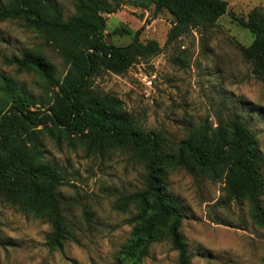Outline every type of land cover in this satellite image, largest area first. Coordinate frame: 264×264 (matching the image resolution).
I'll return each instance as SVG.
<instances>
[{"label":"rangeland","instance_id":"rangeland-1","mask_svg":"<svg viewBox=\"0 0 264 264\" xmlns=\"http://www.w3.org/2000/svg\"><path fill=\"white\" fill-rule=\"evenodd\" d=\"M65 17L74 13L70 0H50ZM227 13L210 27L192 28L169 42L172 17L167 10L154 16L153 8H135L129 0L105 14V41L115 46L131 42L139 32L142 42L155 40L161 51L121 74L102 72L93 81L100 93L122 102L134 122L148 131H160L169 147L203 123L243 120L256 135L264 154V83L243 59L238 44L249 45L252 33L237 21L259 9L264 0H224ZM6 0H0L4 5ZM122 29L123 32H117ZM35 51L63 76L67 66L53 48L28 29L21 19L0 22V76L45 102L38 76L17 71L10 62L24 51ZM40 107V105H37ZM72 140L44 134L42 159L62 171L59 186L64 214L79 244L67 242L60 250L45 246L49 222L0 202V264H117L116 255L131 236L134 212L115 208L123 194L142 190L146 172L125 149L89 154L74 135ZM261 175L264 178V164ZM168 191L184 209L181 233L193 264H264V226L256 223L248 201L223 204V184L209 177L171 170ZM264 209V194L260 198ZM178 253L168 240L151 244L138 264H176ZM129 264V263H128Z\"/></svg>","mask_w":264,"mask_h":264},{"label":"trees","instance_id":"trees-1","mask_svg":"<svg viewBox=\"0 0 264 264\" xmlns=\"http://www.w3.org/2000/svg\"><path fill=\"white\" fill-rule=\"evenodd\" d=\"M74 13L65 17L50 0H6L0 5V22L21 19L41 37L67 66L63 76L35 51H24L10 62L17 71L38 76L46 93L36 102L18 88L10 77L0 76V202L49 222L45 246L60 250L67 242L79 244L69 225L58 188L64 176L55 165L44 162V134L59 138L71 135L89 154L125 149L143 165L144 188L123 194L115 208L133 207L131 236L116 255L117 264H138L151 244L168 240L177 251L176 264H193L181 233L184 209L169 191V172L183 169L191 175L221 181L225 200L248 201L257 224L264 226V194L261 175L264 154L256 135L243 120L223 119L203 123L188 131L176 147L167 146L163 133L138 126L117 98L98 92L93 81L102 72L121 74L129 67L160 53L157 41L142 42L139 32L131 42L115 46L105 41V14L116 12L125 0H70ZM135 8H153V15L167 10L172 17L167 40H177L192 28L213 26L227 13L224 0H129ZM239 24L253 40L238 44L254 76L264 83V14L249 12ZM117 32H123L118 29ZM40 105V107H37Z\"/></svg>","mask_w":264,"mask_h":264}]
</instances>
